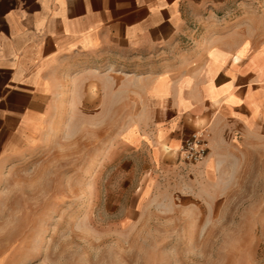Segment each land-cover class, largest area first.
Returning a JSON list of instances; mask_svg holds the SVG:
<instances>
[{"label": "rangeland", "instance_id": "374dc122", "mask_svg": "<svg viewBox=\"0 0 264 264\" xmlns=\"http://www.w3.org/2000/svg\"><path fill=\"white\" fill-rule=\"evenodd\" d=\"M222 36L264 44V0L193 20L173 57ZM112 74L117 103L61 104L1 169L0 264H264V136L226 131L207 166L184 163L156 141L143 73ZM209 123L182 129L207 132V156Z\"/></svg>", "mask_w": 264, "mask_h": 264}, {"label": "crops", "instance_id": "0c3cea01", "mask_svg": "<svg viewBox=\"0 0 264 264\" xmlns=\"http://www.w3.org/2000/svg\"><path fill=\"white\" fill-rule=\"evenodd\" d=\"M230 4L0 0V171L17 144L54 119L61 104L76 106L93 90L101 102L117 103L123 90L112 73L126 65L143 73L135 74L133 86L148 118L168 120L156 141L170 152L186 140L187 121H210L203 166L226 131L264 136V44L252 49L230 37L206 38L183 59L173 57L193 20Z\"/></svg>", "mask_w": 264, "mask_h": 264}, {"label": "built area", "instance_id": "2783aa9c", "mask_svg": "<svg viewBox=\"0 0 264 264\" xmlns=\"http://www.w3.org/2000/svg\"><path fill=\"white\" fill-rule=\"evenodd\" d=\"M207 137L205 130L193 133L183 142L177 156L187 164L201 163L208 153Z\"/></svg>", "mask_w": 264, "mask_h": 264}, {"label": "bare ground", "instance_id": "6f19581e", "mask_svg": "<svg viewBox=\"0 0 264 264\" xmlns=\"http://www.w3.org/2000/svg\"><path fill=\"white\" fill-rule=\"evenodd\" d=\"M169 149H170V148H169ZM165 150H166V151H169L168 148H166ZM205 159H206V158H205ZM205 159H204V160H205ZM204 160H203V161H204ZM203 161H202V162H203ZM202 162H201V163H202Z\"/></svg>", "mask_w": 264, "mask_h": 264}]
</instances>
